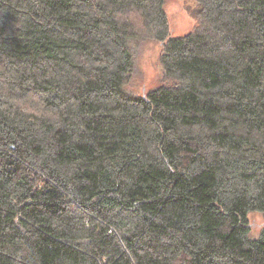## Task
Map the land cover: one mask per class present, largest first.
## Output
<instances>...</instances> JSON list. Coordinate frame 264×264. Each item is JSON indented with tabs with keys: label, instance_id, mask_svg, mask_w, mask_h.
Instances as JSON below:
<instances>
[{
	"label": "trees",
	"instance_id": "trees-1",
	"mask_svg": "<svg viewBox=\"0 0 264 264\" xmlns=\"http://www.w3.org/2000/svg\"><path fill=\"white\" fill-rule=\"evenodd\" d=\"M193 1L0 0V264H264V0Z\"/></svg>",
	"mask_w": 264,
	"mask_h": 264
},
{
	"label": "rangeland",
	"instance_id": "rangeland-1",
	"mask_svg": "<svg viewBox=\"0 0 264 264\" xmlns=\"http://www.w3.org/2000/svg\"><path fill=\"white\" fill-rule=\"evenodd\" d=\"M193 0H167L166 12L172 36H181L189 33L196 25L190 7H194ZM136 71L130 81L129 87L136 93H144L161 84L163 69L160 63L161 44L151 39H140L135 43ZM253 232L258 234L264 227L262 213L250 215Z\"/></svg>",
	"mask_w": 264,
	"mask_h": 264
}]
</instances>
